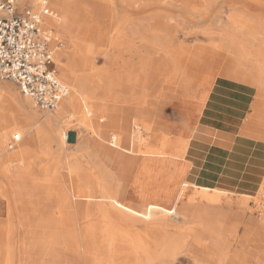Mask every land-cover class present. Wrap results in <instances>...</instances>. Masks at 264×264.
<instances>
[{"label": "rangeland", "instance_id": "1", "mask_svg": "<svg viewBox=\"0 0 264 264\" xmlns=\"http://www.w3.org/2000/svg\"><path fill=\"white\" fill-rule=\"evenodd\" d=\"M65 5L62 18L67 22L69 33L55 30L60 42L57 50L61 52L59 59L55 58L58 78L67 86L61 77L62 67L71 65L76 75L82 74L88 83L91 81L89 84L94 83L95 97L103 105H88L92 131H84L73 119L66 128V143L52 144L50 149L48 143L41 141L22 164L20 158L12 156L25 146L20 145L22 140L12 142L14 136L10 134H15L21 124L9 98L22 102L25 99L14 83L0 81V99H5L0 107V138L8 136L4 149L8 156L0 158V162L6 170H11L8 183L12 187V190L6 186L0 191V220L6 228H11L10 225L13 228L12 238L0 239V264L7 260L10 264H120L117 256L133 238L151 239L165 232L188 241V247L176 255L174 264H194L193 259L213 264L207 256L197 252L205 248L194 249L198 235L205 240L207 248H216L220 263H225L234 254L235 243L246 228L243 225V229L237 219L226 217L214 228L204 229L210 233V239L201 233L202 214L196 213L190 221L191 207L172 214L169 227L157 220L132 222L100 200V183L111 185L120 203L136 208L151 204L169 210L184 180L194 176L199 185L230 194H245L249 212L260 214L264 210V198L259 193L264 165L252 164L253 150L236 146L231 154L227 148L220 154L214 153L212 146L219 143L220 136L213 132L205 133L206 139L199 134L189 142L188 153L181 160L145 156L140 145V139L150 141L161 134L172 140L186 139L197 129L217 79L216 76L209 86L200 85L197 79L190 77L171 82L164 75L166 57L184 53L189 62L203 56L221 57L226 55L228 41L234 39L241 43L243 51L238 52L237 57L245 58L246 67L264 69V30L261 35L264 0H65ZM49 6L52 9V4ZM231 26L235 27L234 32ZM78 34H85L87 40L79 39ZM80 56L89 60V71L81 70L77 63ZM160 59L156 75L154 66ZM218 60L219 69L227 65L225 59ZM252 71L255 78H264L262 70ZM201 75L207 73L203 70ZM182 86L185 87L181 90L183 95L178 93ZM67 88L70 90L69 86ZM261 89L264 92V83ZM134 93L155 112L151 130L147 132L142 130V110L134 108L132 111L117 102L127 101ZM203 93L206 97L200 105L197 99ZM29 102L38 115L52 117L57 112H42L31 100ZM114 136L121 142L131 143L134 153L127 154L111 146L109 140ZM225 144L228 145V141ZM153 146L158 149L160 143ZM90 152L96 156L87 155ZM222 161L226 163H220ZM30 162L27 173L15 178L21 166L28 167ZM182 164L189 166L188 173L173 174L174 168ZM186 190L188 194L197 191L192 187ZM76 191H93L99 200L74 209L72 201L60 197L64 221L54 223L58 220L53 213L56 202L52 196H70ZM260 201L263 204L259 207ZM9 205L13 216L7 212ZM248 219L255 226L256 216L249 214ZM147 244L141 252L144 256L155 250L154 245L147 247ZM128 264L147 262L139 257Z\"/></svg>", "mask_w": 264, "mask_h": 264}, {"label": "bare ground", "instance_id": "2", "mask_svg": "<svg viewBox=\"0 0 264 264\" xmlns=\"http://www.w3.org/2000/svg\"><path fill=\"white\" fill-rule=\"evenodd\" d=\"M48 1L49 4H52L51 10L53 11V15L46 19V24L48 26H52L55 30L60 31V33L61 32L69 33L68 29L66 28L67 22L62 18V15L66 9L65 0H48ZM36 3L37 0L19 1L20 5L27 4L28 6H32V7H35ZM58 15H60V17H58ZM78 36L79 39L83 41L87 40L85 34L84 35L78 34ZM225 50H226L225 51L226 55L224 56L223 55L221 57L220 56L218 57L216 55L210 57L203 56L201 58H195L190 62L187 61V57L184 55V53L183 54L181 53V55L178 57L168 56L165 58L167 63L165 65L166 71L164 72L166 74L164 75L167 78H169L170 79L169 81L171 82H177L178 80L180 81L183 78L185 79L187 77L188 78L190 77L195 80L197 79L200 85L209 86L213 83L216 76L217 78L230 79V80H237L235 78L243 77L242 82L250 83L253 81L252 79L255 78L253 76L254 73L252 69L262 70L259 67L252 65L253 67L248 68V70L244 71V74L241 75L239 67L244 65V62H246V60L242 55H240L241 57L240 56L237 57V55L238 52H241L243 50L236 49L234 46L232 45L229 46L228 44L226 45ZM56 52L57 53L55 54V58L59 59V57L61 56V52H59V50H57ZM230 54L232 55V57L230 56ZM218 59H225V62L227 63V65H225L226 68L222 67V69H219L218 64L220 61ZM161 61H162L161 59L158 60L154 66L155 74L158 68H160L161 66L159 64ZM77 63L79 64L83 72L89 71V67H90L89 60L87 61L86 58L80 56L77 59ZM203 70L204 72L207 73L206 76H202V75L200 76V72H202ZM74 71L75 69H73L71 65L62 67L61 77L64 83H66V85L69 86L70 90H68V94L66 95V97H64L61 100L58 108L56 109L57 112L52 117H44L38 115L30 105L29 102L30 99L24 97L23 95L22 96L25 99L23 102L16 100L15 98L12 97L9 98L16 109L17 117H19V121H20L19 123L21 124V126L19 125L20 128H17L18 131L15 134L12 133L9 134L11 136H19L20 138L19 142H21L22 140L20 145H24L26 147L12 154L14 158L21 159V161H19L20 163L24 164L25 160L27 158L29 159V157L33 152V148L36 145L40 144L41 141L48 143L50 149L52 148V144H56L57 146H62L64 143H66V128L73 119L77 121L81 127H83L84 131L93 130L91 125V117L89 116L88 113L89 112L88 105L89 104L93 105L95 103H99V104L102 103L97 99V97H95L96 87L93 86L94 83L89 84L91 82L90 80H89L90 82L88 83L84 75L82 74L76 75ZM184 89L185 87L182 86L179 92L178 91L177 92L183 95V91L181 90ZM205 97L206 94L204 93L198 97L197 100L200 105L204 103ZM4 100L3 98L0 99V107H2ZM117 102L120 104V106L133 109L132 111H134V108L142 110V114L144 116V123H142L144 124V126L143 125H142L143 127L141 126L142 130L143 132H147L151 130V125L154 121L155 112L152 111L147 104L142 103V101L139 100V97H136V93L131 94V96L128 98L127 101L123 100ZM89 107L95 108L94 106H89ZM187 125L184 128L185 134H187L188 132L189 125L188 126ZM198 134L199 132L197 131V129H194L192 130V133L190 135H187L186 139L175 138L174 140H172L169 139L168 135L165 134H161L160 136L155 135L154 138L150 141L146 140L145 138L144 139L142 138L140 139V145L142 146L143 149L142 154L148 157L157 156L163 159L169 158L171 160L185 159L186 154L188 153L187 149L189 147V142H192V140L194 141L198 137ZM7 139L8 136L0 138V158H5V156H8V154H5L4 152ZM109 142L110 145L115 148L120 147L119 137L114 136L112 140H109ZM156 142L160 143V147L158 149H156L153 146V144ZM85 149L87 150L88 146H85ZM167 150H169V152H167ZM87 155L91 156L94 154L90 152L87 153ZM30 165L31 162L28 167L22 165L21 170L18 171V175L15 176L13 175V176L15 178L22 177V175L27 173V171L30 169L31 167ZM182 165L185 169L184 173L185 174L188 173L187 169L189 166L186 164H182ZM9 172H11V170H6L2 166V162H0V191L6 189V186L10 187L12 190V187L8 183V180L10 179V175H8ZM263 183L261 185L259 193L264 198V190L262 189ZM100 185H101V189L99 192L100 193L99 198H101L100 200L109 203V205L112 208H114L116 211H118L124 218L132 222L149 223L153 220H157L159 224L168 226L169 224L172 223L171 221L172 214L175 215L177 211L181 208L191 207L190 221H192L196 213L207 215L213 208H222L225 210L236 208L240 210H246L249 207V203L245 197V194H240V195H236L235 193L230 194L227 193L226 191L218 190L213 187L199 185L196 182V177L194 176L184 180L177 194L175 204L173 208L169 210L151 204H144L141 208H136L130 204L120 203V201L116 197V193L113 192V188L111 185L105 183L104 184L100 183ZM189 187L195 188L197 191L193 192L192 194H188L186 189ZM61 197H64L65 200L68 199L69 202L72 201L74 209H77L80 205H86L88 202L99 200L98 195L93 191H76L72 193L70 196L64 194ZM261 203L262 201L257 203V205L260 207ZM7 212L9 213V216H13V210L11 205H9V209ZM57 220L59 221V218H57ZM60 221L63 222L64 220H62L61 218ZM5 226L6 225H4V223L1 222L0 220V239L5 237L12 238L11 235L12 226L10 225L11 228H6L7 226L6 227ZM254 235L255 233L252 230H249L248 227L246 226L243 234L239 237L237 247L234 251V255L237 258H239L244 264H248V263L257 264V263L245 261V259L242 256L245 245L250 241L251 238L254 237ZM146 243H148L147 247L154 245L155 250L153 253H149L144 256L143 253L141 252L144 247V244ZM187 247H188V241L186 239L177 238L174 236V233L165 232L151 239L141 236L133 238L130 241L129 245H127L126 248H124L119 252V255L117 257L120 264H128L132 260L139 259V257H144L147 264H155V263L174 264L176 260V255L182 250L185 251ZM193 262L194 264H209L206 262H201L197 259H193ZM5 264H10V262L8 263L7 260Z\"/></svg>", "mask_w": 264, "mask_h": 264}, {"label": "crops", "instance_id": "3", "mask_svg": "<svg viewBox=\"0 0 264 264\" xmlns=\"http://www.w3.org/2000/svg\"><path fill=\"white\" fill-rule=\"evenodd\" d=\"M231 31L234 32L235 27L231 26ZM261 32H263V29L261 30ZM228 42H230V45L228 44L229 46L232 45L236 49L243 50L242 47H240L241 43H237L238 40L230 39ZM239 68L241 75L244 74V71L248 70V68L246 67V62H244V65L240 66ZM260 69H262V71L264 70L263 68ZM263 75L264 71L262 76ZM235 79L237 80L223 78H217L215 80L214 86L208 95V99L206 101V104L204 105L202 116L200 117L199 123L197 125L198 132L200 136L203 135L202 137L204 139H206L205 137H207L205 133L213 132L220 136L219 143L212 146L214 148V153L220 154L227 148L229 149L228 152L231 154L236 146H238L242 150H244L243 148H246V150L251 149L254 152H252L250 156L254 157L255 159L254 161H252V164L264 165V92H262L263 90L261 89L264 83V78H255L250 83L242 82L243 77ZM254 85H256L258 88ZM226 141H228V144L231 146L226 145ZM118 150L127 154L134 153L131 143H124L121 141ZM123 157H125V155H123ZM166 162L172 163L170 160H167ZM220 163L224 162L222 161ZM184 171L185 169L182 165L181 167L174 168L173 174L184 173ZM259 181L261 187L264 181V174ZM262 189L264 190V183ZM49 195L50 194H48V196ZM52 197H55L56 202V208L54 207L55 209L53 210L55 212L53 213L57 218H59V221H53L54 223H62L60 221L61 195L57 194ZM210 213L212 214L211 218H207ZM249 214H253L256 216L257 222H255V226L253 225V222L248 219ZM202 216L203 220L201 233L203 232V235L206 237V239H210V233H207L208 231L205 230L211 227L214 228L215 225H218L220 219L226 217L232 216L233 218L237 219L240 222L242 228L243 225L247 226L249 230H252L255 233V235L245 245L242 256L245 261L264 264V211H261L260 214H256L254 212H249L248 210L240 211L236 209L225 210L222 208H213L207 215L202 214ZM207 220H209V222ZM212 220L214 221L213 226V223L211 222ZM204 225H206V227ZM242 234H240V236ZM214 237L215 236L212 234V238ZM199 238L200 237L198 235L197 240L194 244V249L205 248L206 250L197 252H199V254L207 256L209 258V261L211 260L210 262H212L213 264H244L234 254H232L225 263H220V254L216 250V248H207L206 243L204 242L205 240L202 241ZM238 240L235 243V249L237 247ZM38 259L45 260L46 258L38 257ZM54 259L56 258H52V260Z\"/></svg>", "mask_w": 264, "mask_h": 264}, {"label": "built area", "instance_id": "4", "mask_svg": "<svg viewBox=\"0 0 264 264\" xmlns=\"http://www.w3.org/2000/svg\"><path fill=\"white\" fill-rule=\"evenodd\" d=\"M19 1L0 0V81L14 83L38 110L53 112L68 94L55 64L60 42L46 24L53 11L47 0L35 7ZM19 140L12 138L13 144Z\"/></svg>", "mask_w": 264, "mask_h": 264}]
</instances>
